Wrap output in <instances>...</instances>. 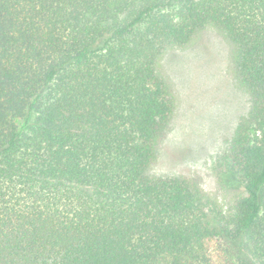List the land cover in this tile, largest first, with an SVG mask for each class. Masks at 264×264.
<instances>
[{
  "label": "trees",
  "instance_id": "trees-1",
  "mask_svg": "<svg viewBox=\"0 0 264 264\" xmlns=\"http://www.w3.org/2000/svg\"><path fill=\"white\" fill-rule=\"evenodd\" d=\"M223 32L249 97L224 210L151 176L170 47ZM0 264H264V0H0Z\"/></svg>",
  "mask_w": 264,
  "mask_h": 264
},
{
  "label": "rangeland",
  "instance_id": "rangeland-1",
  "mask_svg": "<svg viewBox=\"0 0 264 264\" xmlns=\"http://www.w3.org/2000/svg\"><path fill=\"white\" fill-rule=\"evenodd\" d=\"M161 74L174 109L149 174L191 179L226 210L234 192L219 184L214 166L250 106L233 76L230 42L223 32L208 26L189 45L167 49Z\"/></svg>",
  "mask_w": 264,
  "mask_h": 264
}]
</instances>
